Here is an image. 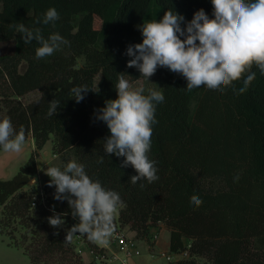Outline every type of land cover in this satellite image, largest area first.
<instances>
[{
  "label": "trees",
  "instance_id": "16d2710c",
  "mask_svg": "<svg viewBox=\"0 0 264 264\" xmlns=\"http://www.w3.org/2000/svg\"><path fill=\"white\" fill-rule=\"evenodd\" d=\"M53 7L59 20L37 24ZM200 9L214 17L210 0H0V42L15 41L14 53L0 57L3 116L16 132L23 129L26 138L31 135L35 145L17 175L0 181V224L8 227L21 218L29 231L21 235L23 242L2 230L0 235L22 249L32 264L74 250L72 236L66 239L74 223L67 201L55 200L47 183L36 193L24 190L51 136L53 149L65 161L69 155L83 163L93 180L119 193L124 206L114 226L127 227L152 245V229L165 222L170 254L186 249L187 239L189 253L205 256L210 264H264V75L258 68H252L256 78L243 92V78L220 92L188 91L182 75L157 69L150 78L162 79L165 99L156 106L149 157L156 162L158 180L133 183L135 170L121 166L123 157L104 151L110 132L95 112L117 98L120 76L143 78L136 68L127 67L130 58L124 55L129 45L142 42L138 26L160 20L168 10L190 21ZM19 24L40 28L46 39L59 33L69 43L37 59L40 45L24 44ZM22 62L26 69L20 73ZM77 86L90 88L79 103L71 94ZM32 91L40 95L26 106L10 97ZM51 101L59 107L49 116ZM197 196L203 203L193 208ZM56 214L65 221L59 228L48 222ZM87 243L96 249L88 238Z\"/></svg>",
  "mask_w": 264,
  "mask_h": 264
},
{
  "label": "clouds",
  "instance_id": "9594fccd",
  "mask_svg": "<svg viewBox=\"0 0 264 264\" xmlns=\"http://www.w3.org/2000/svg\"><path fill=\"white\" fill-rule=\"evenodd\" d=\"M214 17L209 18L203 9L196 11L190 21L178 12L168 10L160 20L144 22L138 26L142 42L129 45L124 55L130 59L127 67L136 68L141 77L149 80L158 68H167L182 75L186 90L220 92L243 78L245 91L256 78L255 66L264 75V0H210ZM60 16L49 8L36 23L55 24ZM183 25V27H182ZM19 33L24 44L33 41L40 45L37 59L53 55L69 42L59 33L47 39L40 28L29 29L19 24ZM245 73L247 75L245 76ZM160 88V87H159ZM90 90L87 86L71 89L76 102L84 100ZM117 98L106 101L96 110V119L104 122L110 135L105 138L106 154L123 157L122 167L131 166L136 175L133 183L146 179L149 183L159 179L156 162L149 157L152 146L156 106L165 99L162 91L134 90L123 76L115 85ZM49 116L54 115L59 102L51 101ZM24 130L16 132L9 118L0 119V150L9 156H19L24 151ZM47 164L55 159L49 155ZM44 171L50 177L48 187H54L53 198L67 201L71 215L78 219L66 236L86 235L101 246H107L114 230V218L124 202L118 192L106 189L99 180H93L86 166L71 160L63 168L48 166ZM32 183L36 185L35 178ZM198 196L193 199V208L202 205ZM49 224L59 228L64 224L62 215L49 218Z\"/></svg>",
  "mask_w": 264,
  "mask_h": 264
},
{
  "label": "rangeland",
  "instance_id": "374dc122",
  "mask_svg": "<svg viewBox=\"0 0 264 264\" xmlns=\"http://www.w3.org/2000/svg\"><path fill=\"white\" fill-rule=\"evenodd\" d=\"M94 25L97 28H100V20L98 18L94 19ZM14 51H15V41L11 40V41H6V42H0V57L6 56V55H12L14 53ZM82 64H83V59H79L78 65L81 66ZM25 69H26V63L22 62V64L19 67V72L23 73ZM126 79L129 81L130 86L134 90L143 89V92H149L150 89L157 90V91H161V89H162V79L159 77H152V78H149V80H146L144 78H140L136 81H132L128 78H126ZM97 80H98V76L96 77L95 82H97ZM39 95L40 94L38 91H32V92L26 93L22 96H19V97H16L15 95L10 94V97H11V99L22 104L23 106H26V105L30 104L31 102H33L34 100H36L39 97ZM4 113H5L4 105L0 102V119L4 118V116H3ZM32 140L34 141V139L31 137V135H29L26 138L25 145H27L28 143L31 145ZM49 141H51V143H53V136L50 137ZM52 154H55V156H56L55 161L58 164L57 167H60V168H63L66 165V163L73 160L69 155H66L65 156L66 161H65V159H63V156L61 157L59 154L56 153V150L53 149V145H52ZM33 178H35L37 181L36 185L32 183ZM48 182H49V180H43L42 181L38 175H33V177L29 180V182L24 186V190L32 191L33 193H36L38 188L43 186L45 183H47V185H48ZM48 188L55 191L54 187H48ZM1 212H2V208L0 207V222H2L4 220V216L1 214ZM13 221L14 222L11 223V226H8V227H4L3 223H1L0 224V230L6 232L7 234H12L16 241L23 242L21 235H23L25 233V231H29V229H27L25 226L20 224L23 221L21 218H15V219H13ZM78 222H79L78 219H74L73 225L78 223ZM160 225L164 229H166L167 231H170L165 222H161ZM118 228L120 230H118ZM124 228L125 227H122L119 224H118V226L117 225L114 226V230L117 229L116 233H118V232L120 233V232H122V230L125 231ZM78 234L79 233L71 235L72 236L71 243H72V246L74 249L72 252H69L68 254H55L54 258H50V259L44 258L42 260L45 261L46 264H76V263L80 262V257L76 252V240H75ZM29 237H30V235H27V238H29ZM84 237H85V240L87 241V236L84 235ZM139 240L141 241V244L146 246V248L148 249L147 250L148 252H151V251L156 252L153 248L154 244L151 245V243L149 241H147L146 238H139ZM155 241H154V243H155ZM185 242H186V249L178 252L177 253L178 256L175 257V261L170 263V264H210V261L205 256L191 255L188 251V248L190 245L189 241H187V239H186ZM29 243H30V240L26 242V244H29ZM149 246L151 247V249L149 248ZM183 252H186V254L183 255ZM45 262L41 263V264H45ZM158 264H165V263L163 261L159 260Z\"/></svg>",
  "mask_w": 264,
  "mask_h": 264
},
{
  "label": "crops",
  "instance_id": "0c3cea01",
  "mask_svg": "<svg viewBox=\"0 0 264 264\" xmlns=\"http://www.w3.org/2000/svg\"><path fill=\"white\" fill-rule=\"evenodd\" d=\"M52 145L51 141H48L43 148L39 151V155L36 159V172L34 175H38L40 179L50 180V177L45 175L43 169L46 170L49 166H58L56 159H54L51 164H47V157L52 155L56 158L55 154H52ZM35 151L34 141L32 140L31 145L28 143L24 145V151L19 156H9L3 151L0 152V181L11 180L14 176L17 175L19 170L27 163L32 153ZM118 216H115L117 220ZM118 226V223H117ZM125 232L128 237L133 238L140 250L142 255L140 257H134L129 260L128 264H158L159 261L154 260L150 257L148 249L145 245L141 244L139 238L136 237V233L131 231L129 228L125 227ZM152 233H157L158 237L153 245V248L156 252H166L169 253L170 246V233L164 229L161 225L158 228L152 229ZM96 247L95 250L105 252V251H114L116 250V244L111 237H109V243L107 246H101L93 242ZM76 248L81 264H92L93 257L90 253L91 248L88 246L87 241L76 243ZM0 264H32L29 260L28 255L20 248L13 247L10 245L9 240L0 235Z\"/></svg>",
  "mask_w": 264,
  "mask_h": 264
},
{
  "label": "built area",
  "instance_id": "2783aa9c",
  "mask_svg": "<svg viewBox=\"0 0 264 264\" xmlns=\"http://www.w3.org/2000/svg\"><path fill=\"white\" fill-rule=\"evenodd\" d=\"M116 216H118V213ZM116 230H114L112 233V238L116 244V250L101 252L95 249H91L90 253L93 257L92 264H128L130 259L134 257H140L142 255V251L133 238L128 237L126 232L123 230L120 233H116ZM118 230L120 229L118 228ZM157 237L158 234L154 233L151 237V241L154 242ZM75 240L77 244L83 242L84 235L78 234ZM78 253L79 252H77V254ZM148 253L152 259L163 261L165 264L174 262L175 257L178 256V254H170L166 252L151 251ZM184 254H186V252H183V255Z\"/></svg>",
  "mask_w": 264,
  "mask_h": 264
}]
</instances>
